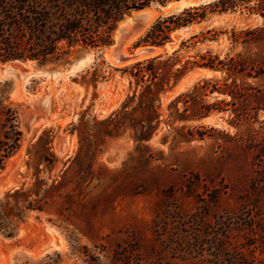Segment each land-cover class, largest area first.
Here are the masks:
<instances>
[{
	"label": "rangeland",
	"instance_id": "1",
	"mask_svg": "<svg viewBox=\"0 0 264 264\" xmlns=\"http://www.w3.org/2000/svg\"><path fill=\"white\" fill-rule=\"evenodd\" d=\"M180 1L140 10L148 17L131 13L122 49L145 46L135 47L158 18L186 8ZM189 25L170 34L164 46L172 50L158 52L153 113L139 105L136 62L114 65L110 47L60 63H15L63 71L93 54L68 76L0 72V140L21 133L0 162V218L22 219L13 237L0 231V264H54L45 257L55 254L57 264H219L213 236L242 264H264V42L231 38L264 24L226 13ZM206 52L241 68L193 66ZM7 110L15 121L5 122ZM15 190L23 193L5 198ZM28 203L40 210H25Z\"/></svg>",
	"mask_w": 264,
	"mask_h": 264
},
{
	"label": "trees",
	"instance_id": "2",
	"mask_svg": "<svg viewBox=\"0 0 264 264\" xmlns=\"http://www.w3.org/2000/svg\"><path fill=\"white\" fill-rule=\"evenodd\" d=\"M169 1L171 0H0V63L20 61L54 64L65 61L81 49L108 48L113 43V34L118 23L125 16L149 8L156 2L164 5ZM226 13L264 18V0H211L186 7L178 13L158 18L138 39L135 47L163 46L174 30L200 23L210 15ZM211 31L213 30H208L207 33ZM231 38L233 42H264V27L248 28L241 32L232 30ZM159 59L160 56L145 62H136L132 66L139 74V84L144 85V91L139 96V105L144 104L152 113L155 112L154 103L158 100V91L152 92L150 86H157L154 82L157 78L154 63ZM199 59L200 61L193 62V66L233 70L240 65L219 61L210 52L199 55ZM185 73L184 67L178 69L174 80L177 81ZM202 87L201 85L200 88ZM15 118L13 111H6V123L15 121ZM146 122L150 124L149 121ZM20 134L19 131L13 136L3 133L0 140V162L17 149ZM20 193L23 192L15 190L7 193L5 198ZM24 209L40 210V206L28 203ZM14 218L6 217V221L0 218V231L6 237H13L17 224L22 222L21 217ZM212 240L210 248L214 251L213 256L216 254L221 261L219 264H242L238 257L226 255V249L219 237L213 236ZM45 258L54 264L59 262L58 254L54 257L46 255Z\"/></svg>",
	"mask_w": 264,
	"mask_h": 264
},
{
	"label": "water",
	"instance_id": "3",
	"mask_svg": "<svg viewBox=\"0 0 264 264\" xmlns=\"http://www.w3.org/2000/svg\"><path fill=\"white\" fill-rule=\"evenodd\" d=\"M140 11V10H139ZM139 11H135V12H139ZM139 17V16H138ZM258 17L261 21L262 24H264V18L263 17ZM127 18H131L129 15L125 16L120 22H119V26L115 32L114 35V40L111 46L115 47V55H113V57L111 58V62L114 65H119V64H123L126 62H138L140 61V59H149V58H154V57H159V51L161 50V48L164 49L165 52L170 51L173 49L174 45L172 43H168L165 46H157V45H145L139 48L134 49L133 51L130 52H123V49L121 47V43L119 41V38L121 36V32L123 29V23H125V20ZM135 22V19L133 18V21ZM190 29V25L188 26H184L182 27L179 31H178V35L176 36L177 38L180 37L181 35L185 34L188 30ZM108 47V48H109ZM87 50H91V49H87ZM93 54L87 51H84L80 54H78L73 60H71L69 63H67V67L63 70V71H55V70H50V69H36L32 72L29 71H23L20 70L18 71L17 69L13 68L12 66H10V68L7 69H0L1 74L7 76H13L15 78H20V79H24L26 77H58L60 75L63 76H68L71 75L75 72L81 71L83 70L85 67H87L90 64V60L92 59ZM12 63H18V64H24L26 62H20V61H9V62H5V63H0V64H12ZM53 245V243H52Z\"/></svg>",
	"mask_w": 264,
	"mask_h": 264
},
{
	"label": "bare ground",
	"instance_id": "4",
	"mask_svg": "<svg viewBox=\"0 0 264 264\" xmlns=\"http://www.w3.org/2000/svg\"><path fill=\"white\" fill-rule=\"evenodd\" d=\"M174 4H172V5H175V2H173ZM177 3V2H176ZM195 4H198V2H195V1H193V0H189V1H185V0H181L180 2H178L177 3V5H179V6H181V7H188V6H190V5H195ZM171 5V4H170ZM134 15H136V17L137 16H139V17H142V16H144V15H146V10L144 11H140V12H136V13H134ZM147 17L149 16V14L148 15H146ZM151 17V16H150ZM152 19V18H151ZM133 21V18H127L126 20H125V23H123V27H125V26H128V24H130L131 22ZM137 34V33H136ZM137 36V35H136ZM133 39V38H132ZM127 41V40H126ZM133 41V40H132ZM131 41V42H132ZM126 43V42H125ZM125 46V45H124ZM127 49V48H126ZM123 52H127L126 50H123ZM113 55H115V47L114 46H112V47H110V49L109 50H107V57L110 59V61H111V58L113 57ZM140 60H143V59H140ZM130 63H133V61H130V62H126V63H123L124 65L125 64H130ZM6 66L3 68V69H7V68H10V66H12L13 68H15V69H17L18 71H20L21 69L17 66V65H15V63H12V64H5ZM52 241H50L49 242V244L48 245H46L47 246V249H49L50 247H52L53 245H52Z\"/></svg>",
	"mask_w": 264,
	"mask_h": 264
}]
</instances>
